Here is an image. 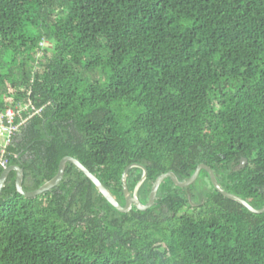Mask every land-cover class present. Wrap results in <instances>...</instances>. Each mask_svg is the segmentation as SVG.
Wrapping results in <instances>:
<instances>
[{
	"label": "trees",
	"instance_id": "trees-1",
	"mask_svg": "<svg viewBox=\"0 0 264 264\" xmlns=\"http://www.w3.org/2000/svg\"><path fill=\"white\" fill-rule=\"evenodd\" d=\"M43 42L55 50L39 57ZM29 101L42 113L5 155L26 192L75 157L123 206L125 171L145 166L148 204L161 176L187 181L204 164L264 208V0H0V112ZM143 176L131 170L132 194ZM0 264H264V213L205 170L187 188L168 178L152 209L130 213L73 163L36 198L12 172Z\"/></svg>",
	"mask_w": 264,
	"mask_h": 264
},
{
	"label": "water",
	"instance_id": "water-1",
	"mask_svg": "<svg viewBox=\"0 0 264 264\" xmlns=\"http://www.w3.org/2000/svg\"><path fill=\"white\" fill-rule=\"evenodd\" d=\"M247 162H248V160L246 158L242 159L243 167L246 166ZM69 163L75 164L90 180H92V182L99 189L100 193L115 208H117L122 213H130L134 209L135 206H137L141 211H148V210L152 209L157 202L158 194H159V191H160L162 185L164 184V182L168 178H173L175 183L177 184V186H179L181 188H187V187L192 186L197 181V179L200 176V173L203 170L208 172L213 186L224 197L241 204L242 206H244L246 209H248L250 212H252L254 214H263L264 213V208L256 209L253 206H251L243 198L224 190L221 187V185L219 184L212 168L207 166V165H204V164H201L197 168V170L195 171L193 176L187 181H182L174 172L167 173V174H164L163 176H161L153 187L151 198H150V201L148 204H143L141 199H140V192L142 190V187L144 186V184L147 182V180L149 178V171L145 166H143L141 164H133L125 171L124 176H123V184H124V190H125V195H126V199H127V206H123L119 202L117 197L114 195V193L100 180V178L97 175H95L94 173H92V171L89 168H87L79 159H77L75 157L65 158L61 163L59 174L54 179L50 180L49 182L44 184L42 187H40L38 190L33 191V192H26L24 190V187H23L24 169L19 167V166H7L4 169V171L0 177V197L3 193V190L6 188L8 178L12 172L16 173V187H17V191L21 195H23L26 198H36L38 196L44 195L47 192L54 190L55 188H57L58 186H60L62 184V182L65 179L66 172H67V166ZM135 168L143 169L144 170V176H143L142 180L140 181L139 185L137 186L135 193L132 194V192L129 188V174H130L131 170L135 169Z\"/></svg>",
	"mask_w": 264,
	"mask_h": 264
},
{
	"label": "built area",
	"instance_id": "built-area-1",
	"mask_svg": "<svg viewBox=\"0 0 264 264\" xmlns=\"http://www.w3.org/2000/svg\"><path fill=\"white\" fill-rule=\"evenodd\" d=\"M49 43H41L39 57H43V52L47 50ZM27 113V116L24 114ZM42 109H37L31 101L23 106L0 112V166L6 168L5 155L8 146L12 143L14 136L21 131L24 125L34 116L40 115ZM19 119V121L17 120Z\"/></svg>",
	"mask_w": 264,
	"mask_h": 264
},
{
	"label": "rangeland",
	"instance_id": "rangeland-1",
	"mask_svg": "<svg viewBox=\"0 0 264 264\" xmlns=\"http://www.w3.org/2000/svg\"><path fill=\"white\" fill-rule=\"evenodd\" d=\"M52 50H55V47L53 46V45H51V44H49L48 46H47V50L46 51H52ZM46 51H44V52H46ZM44 52H43V56H44Z\"/></svg>",
	"mask_w": 264,
	"mask_h": 264
}]
</instances>
